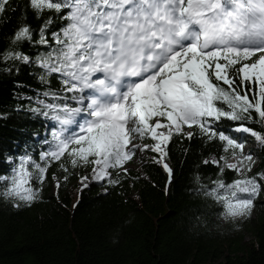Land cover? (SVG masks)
<instances>
[{
	"label": "snow or ice",
	"instance_id": "6c2138e0",
	"mask_svg": "<svg viewBox=\"0 0 264 264\" xmlns=\"http://www.w3.org/2000/svg\"><path fill=\"white\" fill-rule=\"evenodd\" d=\"M26 7L41 24L21 22L0 48V65L9 73L41 69L40 82L49 85L42 95L57 102L39 100L29 111L55 126L38 158L20 157L0 175V196L30 206L53 165L87 170L78 191L92 181L115 186L138 152L156 154L171 183L168 145L199 135L220 141L224 153L202 161L218 173L214 187L201 185L203 194L226 217L251 215L264 172L247 175L255 153L218 125L236 122L235 132L264 148V133L248 126H264V0H28ZM9 10L11 0H0V16ZM25 44L39 54L20 50ZM228 170L243 175L226 182Z\"/></svg>",
	"mask_w": 264,
	"mask_h": 264
},
{
	"label": "trees",
	"instance_id": "16d2710c",
	"mask_svg": "<svg viewBox=\"0 0 264 264\" xmlns=\"http://www.w3.org/2000/svg\"><path fill=\"white\" fill-rule=\"evenodd\" d=\"M27 3L11 0V10L0 16V48L8 47L21 22L41 24ZM20 50L33 58L39 54L28 44ZM40 73L32 65L11 73L0 65V175H10L20 157L38 158L52 139L55 122L29 111L40 107L39 100L57 102L42 95L49 85L40 82ZM235 126L224 120L218 128L244 142L246 153L252 136L235 132ZM248 126L264 133L260 124ZM250 151L255 165L247 175L264 172V148ZM223 154L218 140L176 136L166 157L171 183L162 165L153 162L156 154L146 152L126 163L129 174L118 185L93 181L82 191L80 177L87 170L66 173L53 165L30 206L16 208L0 196V264H264V191L252 210L255 217L251 213L244 220L227 219L222 206L203 194L201 185L214 187L210 181L218 173L202 161ZM239 175L228 170L223 178L231 182Z\"/></svg>",
	"mask_w": 264,
	"mask_h": 264
},
{
	"label": "rangeland",
	"instance_id": "374dc122",
	"mask_svg": "<svg viewBox=\"0 0 264 264\" xmlns=\"http://www.w3.org/2000/svg\"><path fill=\"white\" fill-rule=\"evenodd\" d=\"M252 142H249L248 145H246V153H248L250 150L252 149H255L259 144L258 142L255 140L254 137H252ZM135 143H140L139 140L137 141H134ZM146 153V152H145ZM145 153H137L139 157H144L145 156ZM229 162H235V161H232V160H229ZM137 169H140V162H138V165H137ZM93 182V181H92ZM79 187H81V184L79 183ZM252 213V212H251ZM252 218L255 217L254 215V212L252 213ZM227 219L229 220H244V219H247L248 217H235V218H232V217H226Z\"/></svg>",
	"mask_w": 264,
	"mask_h": 264
}]
</instances>
